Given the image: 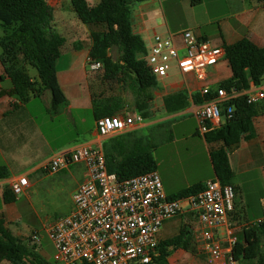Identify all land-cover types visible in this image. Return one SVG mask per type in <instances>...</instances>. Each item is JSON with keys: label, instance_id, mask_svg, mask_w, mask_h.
Instances as JSON below:
<instances>
[{"label": "crops", "instance_id": "obj_1", "mask_svg": "<svg viewBox=\"0 0 264 264\" xmlns=\"http://www.w3.org/2000/svg\"><path fill=\"white\" fill-rule=\"evenodd\" d=\"M48 1L54 7V28L66 38L62 54L57 62L58 82L66 95L64 103L57 109L51 108L50 92H45L40 97H31L26 101H20L9 94L2 93L11 86V82L5 75L0 61V166H5L9 172L7 177L0 178V218L4 219L5 225L13 234L21 240L33 239L35 233L31 234V231L21 223L25 215L29 213L27 206L33 207L35 202L50 197L55 184L72 179L76 182L74 188L76 189L85 179L86 166L82 162L70 163L57 172H50L46 168V163L54 154L69 152L78 144H88L101 147L107 166L108 163L112 165L114 161L126 154L148 146L144 143L143 135L140 134L141 129L179 113H192L196 121L187 137L197 140L202 147L201 154L204 151L206 158L199 168L193 169L192 178L189 181L185 178L184 182H186L180 185L173 184V180L169 181L166 175L161 173L165 192L173 195L191 184L206 183L209 179L215 178L209 145L202 135L196 133L198 120L193 109L194 104H200L212 96V94H202L203 87L209 86L214 92L215 88L231 75L232 70L226 56L207 68L205 79H199L193 73L171 72L165 77L157 78V84L152 90L153 96L146 101L148 115L144 116L139 110L144 101L137 90L132 88L136 96L126 97L119 91V86L114 91L113 85L102 82L100 72L89 66L91 32L101 26L83 23L76 12L67 18L65 8L71 0ZM70 7L72 12L74 10L72 3ZM132 27L141 35L146 47L153 41L156 33L164 36L171 35L180 45V33L186 29L208 39L213 45L224 46L247 37L264 47V0H201L196 5H193L191 0H143L134 6ZM27 68L30 75L34 77L37 75V73H31L29 67ZM119 85L124 87L126 84ZM177 91H184L188 95L189 102L179 111L168 112L164 107V96ZM194 94H199L201 101H196ZM94 96L102 97L106 105L117 107L115 113L133 116L140 113L143 120L136 121L133 126L102 138L96 129ZM259 105L264 106V102ZM163 111H166L167 115H164ZM89 115L94 118V126L86 127ZM222 122L224 117L214 121L212 125L218 126ZM229 159L234 171L232 185L235 193L241 194L248 182H256L262 215H257L254 220H263L264 111L254 117L253 129L242 138L238 147L229 153ZM21 174L28 177L27 189L21 193L20 197L15 195V199L6 201L4 191L6 189L11 191V179ZM250 174L251 177H249ZM42 192L46 195L45 197L41 196ZM234 204L229 220L234 226L239 241H244V228L250 221L242 219L237 203ZM183 224L191 229L193 236L199 222L191 212L165 219L159 231V240L176 235ZM29 246L37 257L27 255L23 262L18 264H55L54 254L51 257L45 250L30 244ZM262 251L264 254V236H262ZM0 264L14 263L4 259ZM165 264L210 263L207 261L206 254L196 247L192 238L190 249L170 247ZM248 264L260 263L252 260Z\"/></svg>", "mask_w": 264, "mask_h": 264}, {"label": "trees", "instance_id": "obj_2", "mask_svg": "<svg viewBox=\"0 0 264 264\" xmlns=\"http://www.w3.org/2000/svg\"><path fill=\"white\" fill-rule=\"evenodd\" d=\"M140 1L143 0H100L95 4L88 0H71V3L83 23L101 26L91 32L89 63L101 62V67L97 70L102 82L127 84L137 90L144 101L139 110L147 116L146 101L153 96L152 90L157 84V78L143 58L147 51L144 40L132 27L133 9ZM191 2L196 5L201 0ZM0 22L4 28L0 37V61L5 75L11 82V86L2 93L26 101L49 91L51 108L57 109L66 100L57 78V62L66 38L54 28V7L48 0H0ZM113 48L118 51L116 58L110 53ZM224 48L232 73L216 88L234 87L236 90H245L252 83L258 85L264 82L263 46L243 37L234 43L225 44ZM29 65L36 69L35 77L30 75L27 68ZM194 97L196 101H201L199 94H194ZM163 101L168 112L179 111L189 102L184 91L167 94ZM259 104L249 103L246 95L231 98L222 105L224 122L218 126H210L204 134H200L198 128L196 130V133L207 141L215 176L223 184H233L234 171L229 153L238 147L242 138L253 129L254 117L264 111V106ZM93 107L95 119L117 111V107L106 105L102 97L94 96ZM107 168L116 172L120 178H127L156 170L157 160L148 147H140L114 161L112 165L108 163ZM8 175L7 168L0 166V178ZM204 186V182H196L169 196L193 194ZM4 199L11 201L15 199V194L6 189ZM262 236L264 219L247 222L244 241L238 239L232 250L235 261L248 264L257 260L264 264ZM192 238L191 229L183 224L176 235L159 242L158 255L148 264H165L170 247L190 249ZM27 255L37 257L28 242L15 236L5 225L4 219L0 218V262L7 259L18 264L23 262Z\"/></svg>", "mask_w": 264, "mask_h": 264}, {"label": "built area", "instance_id": "obj_3", "mask_svg": "<svg viewBox=\"0 0 264 264\" xmlns=\"http://www.w3.org/2000/svg\"><path fill=\"white\" fill-rule=\"evenodd\" d=\"M180 35L178 45L171 35L154 34L143 55L150 71L156 78L165 77L175 69L176 73H193L205 79L207 68L225 56L224 46L213 45L190 29ZM89 66L98 69L101 62L94 61ZM202 94L213 95L194 104L200 134L213 126L214 121H219L225 101L246 95L249 103L264 102V83L251 84L245 90L220 87L215 88V92L205 86ZM142 120L140 113L135 116L114 113L97 118L96 129L105 138ZM79 162L85 164L86 176L72 195V210L46 227L55 247V264H148L158 255L163 221L187 212L198 219L193 240L206 254L207 261L239 264L232 254L239 238L229 220L235 207L232 184H223L215 177L196 193L170 197L156 170L120 178L116 172L108 170L102 148L88 144H78L69 152L54 154L46 168L57 172L70 163ZM28 185L25 174L10 181L15 195L23 193ZM34 238L39 239V236L34 234Z\"/></svg>", "mask_w": 264, "mask_h": 264}, {"label": "rangeland", "instance_id": "obj_4", "mask_svg": "<svg viewBox=\"0 0 264 264\" xmlns=\"http://www.w3.org/2000/svg\"><path fill=\"white\" fill-rule=\"evenodd\" d=\"M88 1L95 4L100 0ZM70 6L71 3L69 1V5H66L65 8L67 18L75 13V10L70 11ZM3 33L4 28L0 22V37ZM1 51L2 48L0 46V53ZM112 55L114 58L118 56L117 49L114 48L112 50ZM28 67L31 73H37L34 67L30 65ZM171 73H176V70L172 69ZM107 85H113L114 91L119 86V91L124 93L126 97L132 98L136 96L135 91L127 84L124 87L115 83H108ZM46 92L49 93V91ZM163 114L167 115V112L163 111ZM194 121L196 120L192 113L184 112L169 116L165 120L157 121L141 129L140 134L143 135L144 143L148 145V149H150L157 160L156 171L159 173L161 179H163L161 173H164L169 181L173 180V184L180 185L186 182H184L185 178L189 181L192 178L193 169L199 168V165L204 163L206 155L204 151L201 154L202 147L196 139L187 137L190 129L195 125ZM91 125L94 126V118L89 115L87 116L86 127H90ZM249 177H251V174ZM75 183L72 179H66L61 184H55L50 197H46L40 202H35L33 207L27 206L29 213L25 215L21 222L31 231V234L35 233L40 236L39 240L34 238L28 239V244L45 250L51 257L55 249L51 239L47 235L46 227L57 217L69 213L74 206L71 196L75 191ZM41 194L43 197L46 196L43 192ZM21 195L17 196L20 197ZM234 200L237 203L238 211L243 220L253 222L257 215H262L256 182H248L241 194L240 192L235 193Z\"/></svg>", "mask_w": 264, "mask_h": 264}]
</instances>
